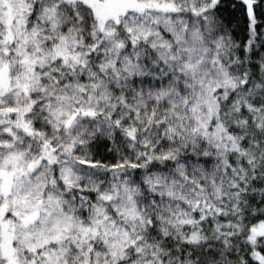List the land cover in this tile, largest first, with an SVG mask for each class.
Listing matches in <instances>:
<instances>
[{
  "label": "snow or ice",
  "instance_id": "obj_1",
  "mask_svg": "<svg viewBox=\"0 0 264 264\" xmlns=\"http://www.w3.org/2000/svg\"><path fill=\"white\" fill-rule=\"evenodd\" d=\"M0 264H264V0H0Z\"/></svg>",
  "mask_w": 264,
  "mask_h": 264
}]
</instances>
